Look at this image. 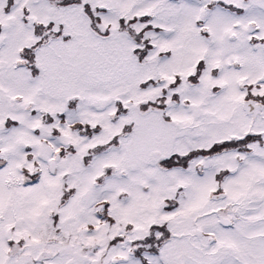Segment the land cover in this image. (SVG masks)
Returning a JSON list of instances; mask_svg holds the SVG:
<instances>
[{
    "label": "snow or ice",
    "instance_id": "obj_1",
    "mask_svg": "<svg viewBox=\"0 0 264 264\" xmlns=\"http://www.w3.org/2000/svg\"><path fill=\"white\" fill-rule=\"evenodd\" d=\"M0 264H264V0H0Z\"/></svg>",
    "mask_w": 264,
    "mask_h": 264
}]
</instances>
